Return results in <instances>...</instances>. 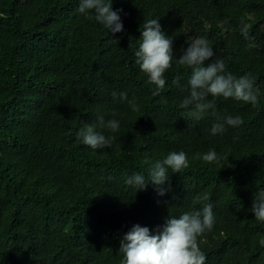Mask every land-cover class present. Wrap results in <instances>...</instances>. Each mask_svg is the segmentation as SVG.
Masks as SVG:
<instances>
[{"label":"trees","instance_id":"1","mask_svg":"<svg viewBox=\"0 0 264 264\" xmlns=\"http://www.w3.org/2000/svg\"><path fill=\"white\" fill-rule=\"evenodd\" d=\"M80 3L0 0V264H121L120 241L133 225L154 232L206 203L215 225L198 237L205 264H264V222L251 212L264 191V0H111L122 10L119 33ZM149 19L172 39L174 57L155 96L135 56ZM198 37L226 73L250 74L260 93L255 105L205 98L219 116L243 119L222 134H211L210 110L196 120L194 104L181 106L192 68L177 60ZM100 116L120 128L97 127L115 139L94 150L76 134ZM209 150L222 159L203 161ZM173 151H184L189 167L169 169L160 196L146 161ZM133 174L149 180L144 189L125 183Z\"/></svg>","mask_w":264,"mask_h":264},{"label":"clouds","instance_id":"2","mask_svg":"<svg viewBox=\"0 0 264 264\" xmlns=\"http://www.w3.org/2000/svg\"><path fill=\"white\" fill-rule=\"evenodd\" d=\"M89 10L94 11L95 19L112 33L123 30L119 15L122 10L113 11L111 0H81L78 11L87 13ZM141 37L142 42L135 53L136 63L146 74L148 82L155 85L153 92L155 96L163 91L166 84L165 73L172 66L174 58L172 39L161 31L158 19H149L143 23ZM213 57L214 51L209 42L203 37H198L183 50L177 63L192 68L188 80L189 94L183 99L181 106L188 108L194 104V110L189 112V116L196 120L201 119L210 110L211 115L216 117V122L212 124L210 131L211 134L216 135L225 132L226 125L230 127L242 125L243 119L239 115L219 116L215 103L205 99L209 94L212 97L233 98L255 105L258 103L260 93L259 89L254 87V78L250 74L237 78L231 73H226L225 62ZM210 58L212 62L207 67H203V62ZM179 79L180 77L177 76L173 83H178ZM111 95L115 99L118 94L113 92ZM119 100H126L133 111H139L136 98L128 99L126 92L119 93ZM97 127L107 128L115 133L120 128V122L116 119L105 121L104 117L100 116L97 124H85L80 128L76 134L77 139L94 150L111 147L115 137L112 135L106 137L96 131ZM202 159L207 163H213L219 162L222 158L215 150H209ZM146 163L149 168V180L157 185L156 191L160 196L170 190L160 187L167 181L169 169L172 173H178L189 167V160L184 151H173L162 160L146 161ZM148 181H145L141 174H133L125 183L134 186L136 190H142ZM208 199V196H203L198 198V201ZM251 212L256 220L264 222V191L259 192L252 201ZM214 225L215 216L211 203H206L199 209L186 211L179 217L169 216L154 232L135 224L120 241L119 251L123 253L121 264H205L206 255L199 246L198 237L211 231ZM260 243L264 244V240Z\"/></svg>","mask_w":264,"mask_h":264}]
</instances>
